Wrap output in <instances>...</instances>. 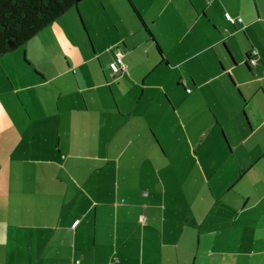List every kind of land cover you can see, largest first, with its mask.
<instances>
[{"label": "crops", "instance_id": "1", "mask_svg": "<svg viewBox=\"0 0 264 264\" xmlns=\"http://www.w3.org/2000/svg\"><path fill=\"white\" fill-rule=\"evenodd\" d=\"M71 10L80 56H0V264H264V0Z\"/></svg>", "mask_w": 264, "mask_h": 264}, {"label": "trees", "instance_id": "2", "mask_svg": "<svg viewBox=\"0 0 264 264\" xmlns=\"http://www.w3.org/2000/svg\"><path fill=\"white\" fill-rule=\"evenodd\" d=\"M83 1L0 0V56L23 47L43 29Z\"/></svg>", "mask_w": 264, "mask_h": 264}, {"label": "rangeland", "instance_id": "3", "mask_svg": "<svg viewBox=\"0 0 264 264\" xmlns=\"http://www.w3.org/2000/svg\"><path fill=\"white\" fill-rule=\"evenodd\" d=\"M99 7L100 6L98 5V8ZM100 8L102 9V7ZM118 10H119V4L116 5V9H114V11H112L111 9H108L107 11L102 10L101 14L98 13V17L92 15L91 25L96 27L95 28L96 30L99 29L101 26L103 28L104 18L106 16L111 18L114 15L115 11L119 13ZM63 16L64 17L62 18V21H59L58 19L59 22L57 24H55L54 26L53 25L50 26L48 30L44 31L45 32L44 34H41V36H39L40 38H38L37 40L33 41L30 44V55H29L30 57L36 56V58L40 57V59H42V61L44 62L47 61L51 63L53 62L54 67L55 65L64 66L67 63V59H71L72 56L74 57H78V55L80 56L78 48H75L74 46L75 44H77L75 40L77 36L78 37L80 36L84 39V43L86 47H88L87 45L90 46L87 35L83 33L82 32L83 30H81L80 28L82 27V25L78 12H74V10H71L69 13H66ZM76 17L79 23H77ZM92 32H89L88 30L89 36L94 45L95 42L97 44V39L94 36V33ZM18 55H22V57L26 56V50L25 49L18 50ZM46 56L48 57V59L46 58ZM97 63L98 62L94 64V67H96V65H98L99 67V64ZM47 67L48 66L45 65L44 67L45 70ZM183 92L176 91L175 94L178 103L182 104V107L185 104V102L189 103V99L185 96V94H183Z\"/></svg>", "mask_w": 264, "mask_h": 264}, {"label": "built area", "instance_id": "4", "mask_svg": "<svg viewBox=\"0 0 264 264\" xmlns=\"http://www.w3.org/2000/svg\"><path fill=\"white\" fill-rule=\"evenodd\" d=\"M225 19L233 26H236L238 23L239 24H242L243 21L242 19L240 18H234L230 13L226 12L225 13ZM123 55H124V52L123 50L121 49H116L114 51V56H115V61H116V64L119 66L120 70L121 71H124L126 70V66L124 65L123 63ZM257 55H258V52L256 50H252L251 51V62L250 64H253L255 65L257 63ZM112 264H117V261L113 262Z\"/></svg>", "mask_w": 264, "mask_h": 264}]
</instances>
